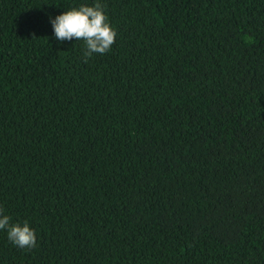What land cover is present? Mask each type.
I'll return each mask as SVG.
<instances>
[{"label": "trees", "instance_id": "obj_1", "mask_svg": "<svg viewBox=\"0 0 264 264\" xmlns=\"http://www.w3.org/2000/svg\"><path fill=\"white\" fill-rule=\"evenodd\" d=\"M0 208V264H264V0H0Z\"/></svg>", "mask_w": 264, "mask_h": 264}, {"label": "clouds", "instance_id": "obj_2", "mask_svg": "<svg viewBox=\"0 0 264 264\" xmlns=\"http://www.w3.org/2000/svg\"><path fill=\"white\" fill-rule=\"evenodd\" d=\"M106 6L97 2L94 6L81 5L52 19L54 34L58 41L76 38L86 44L85 62L93 54H105L111 50L117 38V31L109 22L104 11ZM7 230L9 241L20 248L32 249L37 246L36 231L28 221L11 223V217L0 208V230Z\"/></svg>", "mask_w": 264, "mask_h": 264}]
</instances>
